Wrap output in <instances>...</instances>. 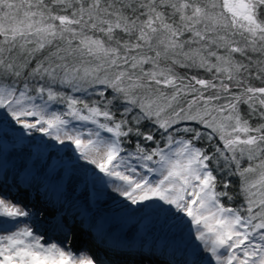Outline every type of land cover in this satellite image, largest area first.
<instances>
[{"label": "snow or ice", "instance_id": "snow-or-ice-1", "mask_svg": "<svg viewBox=\"0 0 264 264\" xmlns=\"http://www.w3.org/2000/svg\"><path fill=\"white\" fill-rule=\"evenodd\" d=\"M0 113L131 205L182 214L208 254L188 264H264V0H0ZM8 196L0 217L24 226L0 221V264H106L35 234Z\"/></svg>", "mask_w": 264, "mask_h": 264}, {"label": "bare ground", "instance_id": "bare-ground-1", "mask_svg": "<svg viewBox=\"0 0 264 264\" xmlns=\"http://www.w3.org/2000/svg\"><path fill=\"white\" fill-rule=\"evenodd\" d=\"M4 141L0 140V186L14 190L12 195L16 191L19 192L18 194L23 199V203L20 201H15V203L20 207H24L30 214H34V217L30 216L32 218L18 219L23 220L24 223L30 222V226L35 221V223L39 222L38 224L44 222L48 224L47 226L50 225L51 229L62 232L59 228V223L63 217L69 220L70 223L72 221L75 222L78 229L77 236L80 230L86 233L83 227L89 228L91 231L90 236L94 238L95 242H105L107 245L106 251L110 250L109 254L113 255L112 251L120 252V250H123V253L129 255L125 256L126 261L117 259L114 264H136L133 260L128 259L136 256L141 251L143 255L139 256V258L144 264H154V261L148 260L145 256L146 253L151 254V252L153 253L151 255L152 259L157 258L166 261L170 259L172 263L188 264V260L187 262L184 261L186 258L185 249L155 232L162 233V229H169L168 227L155 225L157 223L151 221L158 209L148 205H158L162 204V202L149 201L147 207L146 204L141 206L144 211L140 213L132 208L133 206H131L130 202L120 197L118 193L115 198L111 197L110 195H113L114 191L108 183L105 182L106 184H100L97 187L96 177L89 173L93 167H90L83 160L76 159L71 154L69 155L67 151L60 153L56 157L55 150H52L45 156L42 151L38 152L34 149L35 146L32 142L18 145L10 143L9 139ZM55 162L58 163L57 168H53V163ZM34 165H38L37 174L26 175L24 169L31 168ZM60 174L63 175L59 176ZM40 177L50 180V185L48 184V187H44ZM8 193L11 194L10 192ZM74 199L86 200L91 204H96L97 208L94 206L96 211L88 217ZM41 205L43 207H40ZM163 207L167 208L168 206L163 205ZM117 211L119 214L116 216V220L114 219L115 223L117 225L127 224L131 226L130 228L133 232H116L102 219L104 213ZM174 211L173 209V213ZM176 216H182V214H175L169 224L170 226L175 225L176 230L174 233L177 237L186 238L189 233L186 238V246L192 249L194 246H199L200 254L207 256L208 254L204 251L203 246L199 245L198 241H195V233L189 229L190 223L181 222L175 218ZM183 220L187 221V218H183ZM21 226H24V224H19L16 220L11 219L8 230L13 231V228ZM146 226L150 228L146 230ZM2 233L4 234V231ZM69 234L71 235V233H68L65 240L68 247L78 241L77 237L73 240L72 235L69 237ZM128 236L133 239H129ZM129 247L131 248L129 249ZM93 250L96 251L95 249ZM115 257L119 258L120 256L115 255Z\"/></svg>", "mask_w": 264, "mask_h": 264}, {"label": "rangeland", "instance_id": "rangeland-1", "mask_svg": "<svg viewBox=\"0 0 264 264\" xmlns=\"http://www.w3.org/2000/svg\"><path fill=\"white\" fill-rule=\"evenodd\" d=\"M0 117H5V116L2 115ZM8 120L10 121L9 118H8ZM77 126H80V125H77ZM21 132H22L21 129L18 130V131L11 130V129L7 128L6 126H4L2 123H0V140L2 142L5 139H9V142L10 143H13V144L16 143L18 145L19 144L20 145H23L25 143L32 142L34 144V146H35L34 149L36 151H38V152L42 151V153L45 156L48 155L52 150H55L56 157H58L60 155V153H63L64 151H67L69 153V155L71 154V156H73V157H75L77 159V156L74 153V148L70 144H67V142H66L65 145H60V144H57L55 141L50 140L48 137L42 136L40 133H33L32 136L29 137L26 133L23 134V135H21ZM57 165H58L57 162L53 163V168H57ZM90 167H93V168L90 169V172L89 173L93 174V172H96V174L98 176H100L102 178V180H105V181L107 180V178H103V175L102 174H99L98 171L95 170L94 166L90 165ZM37 168H38V165H34L31 168L24 169V173L26 175L27 174L28 175L29 174H34L35 175V174H37ZM62 175L63 174H60L59 176H62ZM153 179H155V177H153ZM40 180H41L42 185L44 187H48V184L51 183L50 180H45L44 178H41V177H40ZM97 183H98L97 187H99L100 184H106V183H102L100 180H97ZM5 188L6 187L0 186V193H3V192H7L8 193V192H10L11 194H9V196H8V198L10 200H12L13 202L20 201L21 203H23V199L20 198V195L18 194L19 192L16 191L12 195V191H14V190H12V189L9 190V189H5ZM115 193L116 192H114L113 195H110V196L111 197L113 196L115 198L116 195H117V193L116 194ZM74 201L77 202V204H79L78 206L80 208H82L86 212V215L88 217H90V215L94 211H96V208H97V205L96 204H91V203H89L86 200H79V199L78 200L77 199H74ZM145 204H146V207H147V205L149 204V202H145ZM94 206L96 208H94ZM131 206H133L132 208L136 209V211H138L140 213L142 211H144V209H142V207H141L142 205H131ZM40 207H43V205H41ZM174 213H175V211H174ZM118 214H119L118 211L117 212H110V213L109 212L108 213L106 212V213H104V216L102 217V219L104 221H106L105 223L108 224V225H110V227H112V230H114L116 232H120V233H123V232H126V233L127 232H130L131 233V232H133L131 230V228H130L131 226H129L127 224L126 225L125 224H122V225L119 224V225H117L115 223L116 216ZM173 217H174L173 214H166L164 212H160V211L157 210L156 213H155V215L152 217V220L151 221H155L157 223L155 225L164 226V227H168L169 228L167 230L162 229L163 230V231H161L162 233H158V231H155V232H156V234H159L160 236H165L164 238L172 240L174 242V244H176L178 246H181L183 249H185V251H186V258L184 259V261H186V262H187V260L190 261V260L193 259L192 250H191L192 248L189 247V246H186V238H187V236H188L189 233L186 235V238L185 237H181V236L177 237V235L174 233L175 230H176L175 225L174 226H170V224H169V222L173 219ZM4 220H7V229H8V226L10 227V224H11V219L10 218L0 217V221H4ZM26 224H28V226H30V222H27ZM177 225H179V224H177ZM37 228H38L37 230H44L45 233L50 229L49 228L46 231L45 228H47V227H44V226H39ZM84 228L86 230V233L84 231L80 230L79 231V235L77 236L78 241L77 242H74L73 241L74 242V245L73 244H72V246L70 245V247L73 250H75L77 252V254H80L82 252L84 254L92 255L93 257H98L100 260L105 261L106 264H114V262L117 259H124L126 261V259H125L126 257L125 256H129V255H127L126 253H123L124 252L123 250H120V252L119 251H112V254L113 255L109 254L110 250L109 251H106L107 250V245L105 244V242L104 241L95 242L94 238L92 236H90V234H91L90 229L89 228L86 229V227H83V229ZM145 228H147L146 230H148L150 227L149 226H146ZM190 228H191V226L189 227V229ZM12 230L14 231V230H16V228H13ZM2 231H4V227H3V225H0V234H3ZM52 231H54V230H52ZM89 231H90V233L87 234V232H89ZM54 232H55L54 234H50L49 233L48 235H46L45 236V240L47 242H62L64 246L68 247V245L65 243V240H66L65 236L68 233L66 234L63 231L62 232H59L58 230H56ZM34 233L37 234V232H34ZM69 237H71L70 234H69ZM128 238H129V236H128ZM119 239H121V238H119ZM129 239H133V238H131V236H130ZM130 248L131 247H129V249ZM93 249H95L96 251H94ZM114 254L116 256L118 255V257L119 256L120 257L117 258V257H115ZM142 255H143V252L141 251L136 256H134L132 258H129L128 260H133L134 263L141 264V259L139 258V256H142ZM151 255H153L152 252H151V254L146 253L145 256L148 258V260L151 259L152 261H154V264H178V263H172V261L170 259H168L167 261L166 260H162V259H157V258L152 259ZM212 264H214V263L212 262Z\"/></svg>", "mask_w": 264, "mask_h": 264}, {"label": "trees", "instance_id": "trees-1", "mask_svg": "<svg viewBox=\"0 0 264 264\" xmlns=\"http://www.w3.org/2000/svg\"><path fill=\"white\" fill-rule=\"evenodd\" d=\"M193 47H195V45H193ZM163 63L164 62H162V65H163ZM145 67L147 68V67H150V66L146 65ZM175 71L179 75H181V76H184L185 74H187L188 76L199 75L200 77L209 78V79L211 78V76L209 74L205 73L203 70H197V69H191V70H189V69H186V68H181L179 66H176L175 67ZM254 83L258 84V82H256V81H254ZM60 90H62V91H68L67 89H60ZM76 95L77 96H81V97H85L87 99H95L94 96H85L84 93H77ZM241 107H242V111H244V112L247 111L246 106H243L242 105ZM54 108H57V109H61L62 110L63 109V106L62 105H54ZM2 115L3 114L0 113V116H2ZM5 118H9L10 119V117H7V116H5ZM253 123H255V121H253ZM160 146L161 147L163 146V142H161V145ZM243 165L244 166H247V160L243 161ZM231 179H232L233 183H232V186L229 188V192L230 193H236L239 190V178L238 177H234V178H231ZM218 190H219V186H218ZM241 200H242V197H237L236 203L237 204L240 203ZM224 202L226 204L228 203L227 200H225Z\"/></svg>", "mask_w": 264, "mask_h": 264}, {"label": "water", "instance_id": "water-1", "mask_svg": "<svg viewBox=\"0 0 264 264\" xmlns=\"http://www.w3.org/2000/svg\"><path fill=\"white\" fill-rule=\"evenodd\" d=\"M5 121L8 122V124H5ZM0 123H2L4 126H6L7 128L11 129V130H15L18 131L19 126L18 125H14L13 123H11L8 119H6L5 117H0ZM73 147V146H72Z\"/></svg>", "mask_w": 264, "mask_h": 264}]
</instances>
